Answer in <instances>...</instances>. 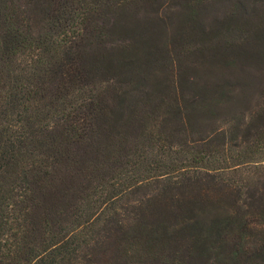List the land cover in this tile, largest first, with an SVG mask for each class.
Masks as SVG:
<instances>
[{"label": "rangeland", "instance_id": "rangeland-1", "mask_svg": "<svg viewBox=\"0 0 264 264\" xmlns=\"http://www.w3.org/2000/svg\"><path fill=\"white\" fill-rule=\"evenodd\" d=\"M4 1L0 196L3 159L49 174L16 172L7 259L64 190L44 230L96 223L71 264H264V0Z\"/></svg>", "mask_w": 264, "mask_h": 264}, {"label": "trees", "instance_id": "trees-1", "mask_svg": "<svg viewBox=\"0 0 264 264\" xmlns=\"http://www.w3.org/2000/svg\"><path fill=\"white\" fill-rule=\"evenodd\" d=\"M1 22H3V20L0 17V23ZM25 36L24 33L18 34V39L14 47L11 48L13 54H15L17 50L25 49V44L28 40ZM41 38L43 39L42 35L36 39V42L42 40ZM20 85H22V82H20ZM21 100L26 102L27 96H23ZM55 129L57 130V127ZM72 130L77 132V127H73ZM57 132L60 133L59 130H57ZM256 148V151L264 152V143L260 142ZM11 157L12 158L9 160L3 159L1 165V168L4 169L2 180L6 190H4L0 196V264H59L60 261L63 260H67L66 262L71 264L73 259L78 255V251L85 241L87 232L94 229L96 223H94V221H85L83 224L75 225L70 231L69 228L64 227V222L62 221L53 226L51 230L47 227V229L50 230L49 232L44 230L42 227L41 210L46 209L50 212L63 211L65 205L64 201H66L67 197V193H65L64 190H59L57 192L59 195L63 194V203L56 199V202L52 204L51 207L50 204L49 206L45 205V199L49 201V193L51 190L46 194L44 193V200L41 199L43 193L40 195L41 209H38L40 204L36 201L34 202L33 206L36 213L34 212L31 216V228L29 231L31 239L29 243L25 244L20 253H17L9 260L7 259L17 246L19 240V230L14 220L25 211V202L29 200L24 187L26 178L19 177L21 173L16 175V172L19 169H23L22 173L33 171L35 175H45L46 177L49 175L48 171H40V167L37 163L38 161H36L33 156L27 157L18 155L16 156L17 158H14V156ZM36 179H39V177ZM55 194L56 192L54 195ZM50 201L52 200L50 199ZM74 216H76L75 213Z\"/></svg>", "mask_w": 264, "mask_h": 264}]
</instances>
